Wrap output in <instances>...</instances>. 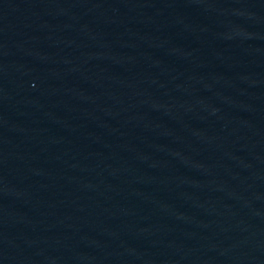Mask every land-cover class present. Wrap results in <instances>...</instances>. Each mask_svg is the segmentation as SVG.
<instances>
[{"label":"water","instance_id":"95a60500","mask_svg":"<svg viewBox=\"0 0 264 264\" xmlns=\"http://www.w3.org/2000/svg\"><path fill=\"white\" fill-rule=\"evenodd\" d=\"M0 264H264V0H0Z\"/></svg>","mask_w":264,"mask_h":264}]
</instances>
